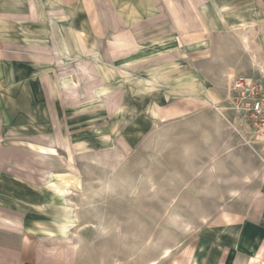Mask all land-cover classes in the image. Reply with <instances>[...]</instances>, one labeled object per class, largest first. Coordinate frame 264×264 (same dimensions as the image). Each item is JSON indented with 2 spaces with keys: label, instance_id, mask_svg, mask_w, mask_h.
<instances>
[{
  "label": "crops",
  "instance_id": "0c3cea01",
  "mask_svg": "<svg viewBox=\"0 0 264 264\" xmlns=\"http://www.w3.org/2000/svg\"><path fill=\"white\" fill-rule=\"evenodd\" d=\"M117 67L148 75L142 108L153 125L193 122L201 133L230 134V154H237L230 170L242 171L226 192L211 195L242 198L167 264H264V164L231 143L247 124L231 112L229 89L238 75L264 73V0H0L1 142L54 140L56 147L45 145L53 150L66 138L89 147L92 99L72 95L75 70L96 72L102 82L94 98L105 106L101 122L107 97L119 102L111 114L129 99L125 88L101 92ZM12 233L0 228V249H12ZM22 250L24 264H42L33 245Z\"/></svg>",
  "mask_w": 264,
  "mask_h": 264
},
{
  "label": "rangeland",
  "instance_id": "374dc122",
  "mask_svg": "<svg viewBox=\"0 0 264 264\" xmlns=\"http://www.w3.org/2000/svg\"><path fill=\"white\" fill-rule=\"evenodd\" d=\"M75 75L72 95L92 99L89 147L78 138L73 147L60 138L53 150L46 146L56 147L54 140L41 146L0 139V228L13 232L0 264H24L25 243L39 251L42 264H167L233 198H242L211 196L226 192V183L242 173L230 170L237 157L230 154V134L201 133L193 122L153 125L142 108L148 75L121 67L108 73L101 92L125 88L129 99L111 114L119 102L107 97L106 119L99 122L105 106L94 98L102 82L96 72L79 68ZM98 125L106 137L98 136ZM231 143L264 164V148L246 125Z\"/></svg>",
  "mask_w": 264,
  "mask_h": 264
},
{
  "label": "built area",
  "instance_id": "2783aa9c",
  "mask_svg": "<svg viewBox=\"0 0 264 264\" xmlns=\"http://www.w3.org/2000/svg\"><path fill=\"white\" fill-rule=\"evenodd\" d=\"M229 86L233 109L243 116L253 142L264 148V77L238 75Z\"/></svg>",
  "mask_w": 264,
  "mask_h": 264
}]
</instances>
